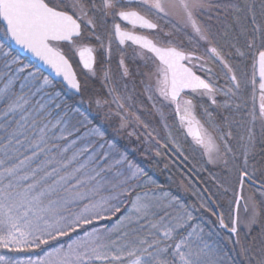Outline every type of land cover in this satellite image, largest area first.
Segmentation results:
<instances>
[{
    "label": "snow or ice",
    "instance_id": "1",
    "mask_svg": "<svg viewBox=\"0 0 264 264\" xmlns=\"http://www.w3.org/2000/svg\"><path fill=\"white\" fill-rule=\"evenodd\" d=\"M0 264H264V0H0Z\"/></svg>",
    "mask_w": 264,
    "mask_h": 264
},
{
    "label": "trees",
    "instance_id": "2",
    "mask_svg": "<svg viewBox=\"0 0 264 264\" xmlns=\"http://www.w3.org/2000/svg\"><path fill=\"white\" fill-rule=\"evenodd\" d=\"M179 175V173H177V176ZM205 176H207V174H205ZM161 179H163V177H161ZM209 183H211V181H209Z\"/></svg>",
    "mask_w": 264,
    "mask_h": 264
},
{
    "label": "rangeland",
    "instance_id": "3",
    "mask_svg": "<svg viewBox=\"0 0 264 264\" xmlns=\"http://www.w3.org/2000/svg\"><path fill=\"white\" fill-rule=\"evenodd\" d=\"M78 71H79V69H78Z\"/></svg>",
    "mask_w": 264,
    "mask_h": 264
}]
</instances>
